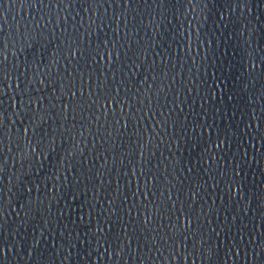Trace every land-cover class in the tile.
Instances as JSON below:
<instances>
[{"label":"water","instance_id":"95a60500","mask_svg":"<svg viewBox=\"0 0 264 264\" xmlns=\"http://www.w3.org/2000/svg\"><path fill=\"white\" fill-rule=\"evenodd\" d=\"M0 264H264V0H0Z\"/></svg>","mask_w":264,"mask_h":264}]
</instances>
